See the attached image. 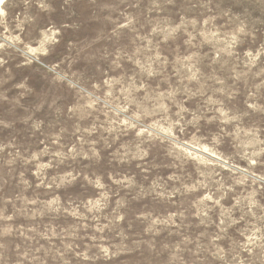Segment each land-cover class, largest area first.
Returning a JSON list of instances; mask_svg holds the SVG:
<instances>
[{"label":"rangeland","instance_id":"obj_1","mask_svg":"<svg viewBox=\"0 0 264 264\" xmlns=\"http://www.w3.org/2000/svg\"><path fill=\"white\" fill-rule=\"evenodd\" d=\"M0 264H264V0H1Z\"/></svg>","mask_w":264,"mask_h":264},{"label":"bare ground","instance_id":"obj_2","mask_svg":"<svg viewBox=\"0 0 264 264\" xmlns=\"http://www.w3.org/2000/svg\"><path fill=\"white\" fill-rule=\"evenodd\" d=\"M1 2H2V1L0 0V7H1V4H2Z\"/></svg>","mask_w":264,"mask_h":264}]
</instances>
